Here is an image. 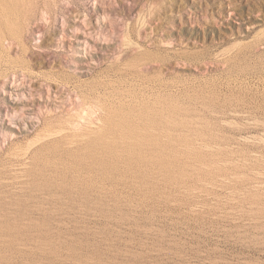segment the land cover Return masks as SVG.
Segmentation results:
<instances>
[{
	"label": "rangeland",
	"instance_id": "374dc122",
	"mask_svg": "<svg viewBox=\"0 0 264 264\" xmlns=\"http://www.w3.org/2000/svg\"><path fill=\"white\" fill-rule=\"evenodd\" d=\"M0 264H264V0H0Z\"/></svg>",
	"mask_w": 264,
	"mask_h": 264
}]
</instances>
